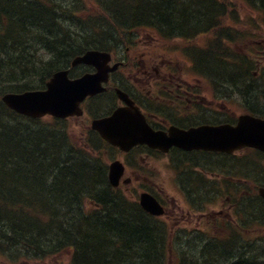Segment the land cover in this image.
I'll return each instance as SVG.
<instances>
[{"label": "trees", "instance_id": "16d2710c", "mask_svg": "<svg viewBox=\"0 0 264 264\" xmlns=\"http://www.w3.org/2000/svg\"><path fill=\"white\" fill-rule=\"evenodd\" d=\"M28 1H33L28 14L6 9L5 19L0 20V95L34 88V82L45 83L51 72L65 66L82 45L91 42L87 37L92 32H98L99 37L101 33L116 32L117 29L112 31L116 26L152 25L175 35L191 36L212 30L219 22L216 17L225 15L219 12L222 6L215 0L204 5L146 0L144 8L141 0H107L114 4L108 11L97 6L101 0H65L72 7L64 11L50 0ZM245 2L264 13V0ZM89 3L91 11L82 18L79 11ZM132 8L138 17L133 18ZM158 12L160 22L153 19L158 18ZM31 20L42 29L36 37L21 29ZM67 21L84 30L73 34V26L69 28ZM56 34L64 39L56 42L62 49L55 52L51 37ZM82 34L86 41L78 42ZM38 46L47 49L52 57L45 61L37 58ZM208 55L204 66L222 69L213 63V54ZM242 58L241 63L235 61L241 66V76L252 78L257 86L255 92L261 95L259 101H264V69L255 76L257 62ZM246 92L250 94L252 90ZM259 113L264 114V110ZM26 119L12 113L0 99V255L19 264L20 258L45 259L69 249L73 250L70 264H165L170 244L166 229L121 189L110 186L106 160L79 149L57 123L47 126L42 120ZM108 148L102 140L96 145L97 151ZM257 169L256 174L261 176L263 172ZM219 250L224 251L220 252L224 257L219 258L214 250L199 255L192 250V257L183 258L190 264H201L198 259L203 256L207 258L203 264H220L225 258L229 264L234 253L226 255V250ZM9 252L11 257L7 258ZM238 261L236 264H264V253Z\"/></svg>", "mask_w": 264, "mask_h": 264}, {"label": "rangeland", "instance_id": "374dc122", "mask_svg": "<svg viewBox=\"0 0 264 264\" xmlns=\"http://www.w3.org/2000/svg\"><path fill=\"white\" fill-rule=\"evenodd\" d=\"M81 1H82V3H84L83 0H81ZM141 1L143 3L142 8H144L146 0H141ZM178 1L181 2V0H178ZM225 2H228L229 4H231L232 8L236 9L237 19H234V18H236V16H234V18L233 17L229 18V19L232 20L233 26L237 25V21L239 19L240 20H243V19L244 20H248L250 14H252L251 18H255L256 19V26H255V31H254L256 37L254 38L253 41H255V43L256 42H260V41H264V18H263V16H261L260 14H258L256 12L252 13L251 12L252 10L249 9L248 7H246L240 0H225ZM58 4L61 5V7H63V9L60 8V10L68 9V7H69V5L66 4V3L65 4L64 3L63 4L58 3ZM85 6H87V5H84V7ZM154 7H156V6H154ZM81 8H82V6H81ZM153 8H150L151 12H153L152 11ZM238 8H239V10H238ZM135 11L136 10L133 9V8L130 11V12H132V14H134L133 18L138 17V12H135ZM84 13H85L84 8H83V11H79V14H80V16L82 18H83ZM139 17L144 18L142 15H139ZM73 25L74 24L72 23V26ZM67 26L69 28L72 27L71 24L68 21H67ZM13 27L16 28L18 30L17 32L20 33L21 30H19L18 26L15 25ZM134 27L138 28L140 26L136 25ZM20 28H21V26H20ZM21 29H22V31H26V33L31 35V37H36V36L40 35V33L42 32L41 27L39 26V24L35 20H31L30 24L28 26H26V27L23 26ZM114 29H116V28L112 27V31ZM143 29L144 28H140L139 29L140 30V37H139L138 41L142 40V41L146 42V41H148L149 38H152V41H159L158 38H157V35L154 32H152L151 30L143 31ZM70 30H73V29H70ZM97 31H100V30H97ZM126 31H127V33H129L130 30L126 29ZM261 32H263L262 40H261V38H259V35H260ZM83 34L80 35L79 39H77L78 42L81 39H85L84 35H89V33H85L84 35ZM117 35L119 36V38L122 37L121 34H119L118 30H117ZM91 36L94 37V39L92 40L93 42L96 41V38H99L98 36H96V34L94 32L91 33ZM51 38L54 40V43L51 45L52 46L51 49L54 50L55 52H56L57 48H58V50H61L62 47H61V49L59 47H57L56 46V42H59V41L63 40L64 38H62L60 35H57V34L55 36H52ZM87 39H88V37H87ZM210 39H211V37H207V38L204 37V40H203V38H201V36H194V38L190 37L188 40L183 38V37H182V39L179 37L178 40L176 38H173L174 42H176V40H177V44H175V45L178 46V47H176V49L179 50V53L181 54L180 56L183 58V59H181L182 60V62H181L182 67H184V70L189 74V76L187 75L188 76L187 78L191 79V80H194V81H192L193 83H196V80L201 79V78H200L199 75H197L196 71H194L193 67L191 66L190 61L185 59V56L182 54V49H183V47H185V46L187 47L188 44H191V43H193V44L194 43L195 44L198 43V46H202L201 44H206L207 41L210 40ZM34 45H37V44H34ZM239 45H242V43H240ZM90 46H94V44L90 42V43H88L86 48H88ZM247 46H250V45H247ZM251 46H253V49H254V52H255L256 49H257V46L256 45H251ZM242 47H243V49L246 47V42H245V47H244V45H242ZM63 48L67 49L65 47H63ZM37 51H38V55L41 57L42 61H45V60L49 59L45 48H42V47L38 46V50ZM126 53L131 55V52L129 50H127ZM207 53H208V51H207ZM35 55L38 58V55L36 53H35ZM72 57L73 56H71L70 59ZM215 66H217V65H215ZM213 70H214V73H212V74L215 76V78H216L215 80L217 81L216 84H213L214 81H212V84L215 85L214 89H216L218 91L220 90L221 93L233 94L231 99L234 100L235 102L227 103V106H228L229 110H232L234 114H237L238 113L237 112L238 109H237L236 105H238L237 104L238 100L241 101L242 99H244L242 97V95L240 94L242 89H243V88H241L239 86V82H240L241 78H239V82H238V78L234 75L233 72H231V69L229 70V68L225 69V71H224L222 69H217V68L214 67ZM230 79L232 81H229ZM204 85H206V89H207V88L210 87L211 84L208 81H206V84H204ZM229 87H232L234 90H232ZM208 91H210V90H208ZM208 95H210V92H208ZM208 95H207V99H208ZM250 96H251V99L253 100V103H255V104L260 103V101H259L260 96H261L260 94L258 95L256 92H254V93L252 92L250 94ZM212 100H213V98H212ZM210 104H212V103H210ZM210 104L208 105L209 110H210ZM104 105H105V108H106L107 105H111V102H105L104 104L101 103V108H103ZM216 105H217V102H216V100H214L213 106H216ZM109 107H111V106H109ZM260 107H261V105L259 106V109H260ZM226 108L227 107L225 106L224 109H226ZM89 121H90V117H88V114L84 115L81 118L73 119L70 122L71 124L68 127V129H67V130L72 131V134H73L75 140L81 142L82 144L84 143V139L85 140L88 139L87 132L89 130L88 129ZM44 123L48 126L49 124L53 123V121L52 120H45ZM95 139H96V145H97L99 143V140H97V138H95ZM112 156H111V158H109L110 159L109 161H112V160L118 159V158H123V156H120V155H118L116 157L114 155H112ZM217 158H219L221 161H224L223 157L221 158V157L218 156ZM169 160L170 159L167 156H164V157L157 156V158L151 157L148 160L149 161L148 165L150 166L149 169H148V167L146 168V166L144 164L145 163V159L143 158L142 154L141 155L140 154L135 155L134 160L131 159L130 162H132V163H136L137 162V164H135L134 166L138 165L139 169L143 168L146 173L151 172V173L155 174L152 177V179H151L152 183L151 182L147 183L142 178H138V182L135 183V187H136V190H137L138 193L141 190L147 189V187H148L152 191H155L156 195L160 196L165 202L168 203L169 206H170L171 201L175 200L176 206H178L176 208L178 214L175 215L176 219H174V221H178V222H175V223L172 222V224L176 225L179 222H181V219L183 218V215L181 214V212L184 211V214L186 215L187 211L185 210L184 205H179L180 201H184V199H183L182 194L179 192L180 186L176 182L175 177L173 176V173L175 172L174 171L175 170V165L172 164L171 160H170V163H169ZM196 160L197 161H199V160L202 161V159H196ZM190 161H193V160L190 159L189 157L180 156V165L181 166L179 165V170L182 172V177H185V179L188 176H193L192 179L189 177L187 185H188V187H190L192 189V193L191 194L193 196H195V197H198V196H201V194H202L200 189L198 188L200 186H199V184L197 182L198 175H200L201 172L197 173L195 171L196 168L192 165V163ZM141 163H143L142 164V166H143L142 168H141ZM208 165H209L210 169L214 170L217 174L219 173V170L217 169L216 166L210 165L209 163H208ZM263 166H264V164H263ZM125 187H128V186H125ZM210 188H211V185L209 186L208 190ZM193 199L198 205L197 198L193 197ZM248 199H249V201L247 203H249V204L246 207V210H248V212H250V214L251 213H254V214H259L260 213L261 217L264 219V207H262L261 203L254 201V199H252L251 197H249ZM223 200H224V196L221 197L218 200L219 204H218V206H216L217 210L226 208V207L223 208V205L221 203V201H223ZM232 208H233V206H232ZM227 211H228V209L226 210V212ZM248 216H249L248 219H250L251 218L250 215H248ZM244 217H245V215H244ZM254 219H256V216L254 217ZM178 225H179V227L176 228V230L181 228V227H183V224H181V223H179ZM250 226H251L250 230L245 231L241 235H242V237L246 238L247 240L249 238L254 237V239L256 240V242L254 244L257 243V245L259 247L258 248L254 247V245L252 244L249 247V248H252V250H250L249 253L244 252L245 249L241 248V245L243 243L240 240L237 243L238 245L234 243L231 248L230 247H226V249H224V250H226V255L231 254V253H235V252L240 254L238 256H233L232 258H230L228 260L229 262H230L231 259H238L239 257L242 258L241 257L242 254H244L243 257H249L252 254H262V253H264V228L261 229V230L257 229L256 224H253V222H250ZM240 232H242V230ZM186 237L190 238V233H188ZM166 241H168V240L166 239ZM200 241H201L200 238L197 239V242H195V240H193L192 244H191L192 248L191 247L190 248H186L187 246L182 242V240L177 239L178 243L182 242V245L180 244V245L176 246L177 247V252H179L180 250L184 251L186 254H188V257H192L193 251H195V253L197 255H199V254H201L199 250H203L204 246L206 245L204 243L205 241H203L201 244H200ZM253 242L254 241H252V243ZM170 243H171V241H170ZM213 250H214L215 254H217V256L219 258L220 257H224L223 255L220 254V252H224V251L223 250H219L218 246H214ZM66 251L69 252L68 250H66ZM166 252H167V255H166L165 264H176V262H177L176 256L173 253L171 254L169 251H166ZM9 254H11V253L10 252L8 253L7 258L11 257V256H9ZM60 254H62V255L59 256L60 257V262H58V263H57V260H58L57 258L58 257H55V256H53L52 258H48L46 260H42V261H38L36 259H35V261H31V259H28V261L30 260L31 262L29 261V263H31V264H69V261H70L69 254L66 253L65 251L60 253ZM185 258H183V259L185 260ZM200 258L199 259L197 258V259H198V261L202 262L201 264H203L204 260H207V258L204 257V256L200 257ZM224 259L221 260L222 263H220V264H226L227 261L225 262ZM62 261H64V262H62ZM7 262H8V260H5V259H3L0 256V264H7Z\"/></svg>", "mask_w": 264, "mask_h": 264}, {"label": "flooded vegetation", "instance_id": "af4514ba", "mask_svg": "<svg viewBox=\"0 0 264 264\" xmlns=\"http://www.w3.org/2000/svg\"><path fill=\"white\" fill-rule=\"evenodd\" d=\"M139 37L140 34L134 47L127 46L125 50L118 47L114 50L113 59L120 63V67L112 74L107 84L108 89L105 91L115 94L109 99L113 107L110 112L119 106H127L116 93V88H120L129 95L133 103L146 116L149 125L156 130L168 131L175 126L186 129L203 124L209 116L208 104L214 102L207 99L208 92L203 83V76L197 74L202 80L198 79L196 83H193L194 80L187 78L189 74L182 67L178 49L173 45H167L165 40L152 41V38H149L144 42L138 41ZM127 50L131 52V55L126 53ZM192 67L197 73V69L193 65ZM78 70H80L79 67L74 68V71ZM87 70L89 71H80L76 76L94 71V68L90 67ZM137 148L146 150L145 166L148 169L150 154L155 153L163 157L161 152L146 146ZM177 151L184 152L186 155L194 154L192 151L179 147H173L170 150V152ZM132 173L131 175L136 177L141 174L134 171Z\"/></svg>", "mask_w": 264, "mask_h": 264}, {"label": "water", "instance_id": "95a60500", "mask_svg": "<svg viewBox=\"0 0 264 264\" xmlns=\"http://www.w3.org/2000/svg\"><path fill=\"white\" fill-rule=\"evenodd\" d=\"M97 56L100 55L95 51H91L77 58L75 63H80V61L91 62ZM99 71L97 75L85 76L80 78V80L74 81L68 80L67 77L65 78V72L60 71L48 83L49 88L46 91L25 92L22 95L14 93L7 94L4 96V100L10 107L35 118L47 113L55 116H66L76 111V107H79L78 102L87 93L96 92L100 89V81L106 78L107 71H105L104 65H100ZM241 123L246 126V133L250 136L251 142L257 145H263L262 148L264 149V121L249 117L247 121L243 119ZM93 128L99 129L104 138H107L115 145H119L124 149L136 143L154 142V139L150 138L152 136L146 127H144L141 120L135 119L127 121L119 112H116L111 118L97 120ZM225 130L226 128H223L218 131L215 127L209 126L198 131H191L188 133V138L189 141L197 139V144H202L209 149L218 147L222 149L227 142L225 139L231 137ZM122 172L123 167L121 162L112 165L110 180L113 185H118ZM260 191L264 196V189ZM142 204L148 211L154 214H160L162 212V208L158 207L146 194H143Z\"/></svg>", "mask_w": 264, "mask_h": 264}, {"label": "bare ground", "instance_id": "6f19581e", "mask_svg": "<svg viewBox=\"0 0 264 264\" xmlns=\"http://www.w3.org/2000/svg\"><path fill=\"white\" fill-rule=\"evenodd\" d=\"M121 2L125 1V0H120ZM33 2V1H31ZM31 2L28 1V0H0V6L2 7V11H0V20L1 19H5L4 17V13H5V10L6 9H10L14 12H17V13H29L30 11V6H31ZM110 2L107 1V0H101V2H99L98 4V7L99 9L103 10V11H108L110 10L109 7H112L114 4L110 5L109 4ZM91 6H89L87 8V12L90 11V8ZM117 10H119L118 8L115 10V12H117ZM157 17L158 18H153L154 20H157L158 22H160V17H159V12L157 13ZM83 29L78 26V27H73V31L72 33L73 34H78L80 32H82ZM235 31H228L225 33V35H223L224 37L220 38V37H217L215 39H213L210 43H211V54H213L214 56V64L221 67L222 70L225 71V69L229 68V66L227 65L226 61H225V58H223V60L221 61L222 59V53L226 51V48H227V44L229 42V40H232L233 38H236V33H234ZM117 35H116V32L114 31L113 33H101L99 35V39L100 41H113V40H116L117 39ZM198 55V59L199 61L206 65L207 63V56L208 53H204V52H198L197 53ZM236 59H241L240 57H235ZM209 63V61H208ZM210 64V63H209ZM228 66V67H227ZM231 69V72L234 73V75L238 78V82H239V78L240 79V82H239V86L241 88H243L245 91L249 90L251 91V89L255 90V87L256 84L254 85V81L252 80H249L248 78H244L243 76H241V66L234 63L230 66L229 70ZM240 70V71H239ZM240 75V76H239ZM234 79V78H233ZM229 81H232L231 79ZM255 86V87H254ZM261 94L264 95V88L261 90ZM11 109V112L12 113H15L17 115L20 114V112L17 110V109H14L13 107H10ZM238 127V128H237ZM240 127V128H239ZM225 132L227 134H232V133H236V134H239L241 137H245L247 136L248 134L246 133V126L243 125L241 123L240 124H235L233 125L231 128H228L225 130ZM256 247L258 248L259 246L256 244Z\"/></svg>", "mask_w": 264, "mask_h": 264}]
</instances>
